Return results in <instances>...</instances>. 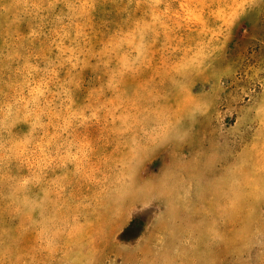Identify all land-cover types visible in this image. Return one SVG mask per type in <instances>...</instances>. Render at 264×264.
Returning a JSON list of instances; mask_svg holds the SVG:
<instances>
[{"label": "rangeland", "instance_id": "374dc122", "mask_svg": "<svg viewBox=\"0 0 264 264\" xmlns=\"http://www.w3.org/2000/svg\"><path fill=\"white\" fill-rule=\"evenodd\" d=\"M0 264H264V0H0Z\"/></svg>", "mask_w": 264, "mask_h": 264}]
</instances>
